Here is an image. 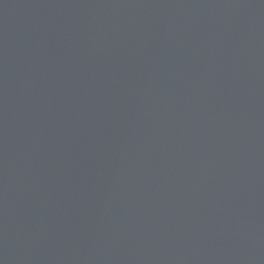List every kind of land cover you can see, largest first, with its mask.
<instances>
[{"label":"water","instance_id":"obj_1","mask_svg":"<svg viewBox=\"0 0 264 264\" xmlns=\"http://www.w3.org/2000/svg\"><path fill=\"white\" fill-rule=\"evenodd\" d=\"M0 264H264V0H0Z\"/></svg>","mask_w":264,"mask_h":264}]
</instances>
